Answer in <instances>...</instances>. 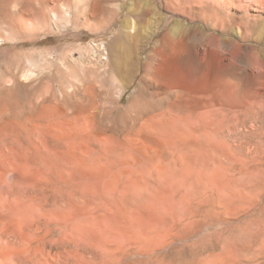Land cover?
Segmentation results:
<instances>
[{"label":"bare ground","instance_id":"1","mask_svg":"<svg viewBox=\"0 0 264 264\" xmlns=\"http://www.w3.org/2000/svg\"><path fill=\"white\" fill-rule=\"evenodd\" d=\"M5 1L0 42L14 39ZM156 3L139 0L134 21L123 18L103 52L80 61L84 105L60 69L21 102L2 80L0 211L17 223L14 264H264L260 89L246 56L229 52L234 42L206 33H229L234 9L247 19L264 0ZM162 7L183 18L162 17L150 36L151 9ZM33 64L11 88L33 83ZM74 102L72 121L63 107Z\"/></svg>","mask_w":264,"mask_h":264},{"label":"rangeland","instance_id":"2","mask_svg":"<svg viewBox=\"0 0 264 264\" xmlns=\"http://www.w3.org/2000/svg\"><path fill=\"white\" fill-rule=\"evenodd\" d=\"M95 1L96 0H6L7 14L4 22V25H6L5 30L9 27V29L14 28L12 29L13 31L15 29L18 31H15L16 35L12 30L10 31L12 35H14L13 40L10 38L11 33L6 32V35L1 33V36L3 35L2 37H4L5 40L0 42V93H3V88H1L3 81H7L9 85L7 90L8 96L10 97V95H12L13 98L15 96L17 102L35 98L32 93L36 91L34 89H37L41 79L46 75L56 74L57 69H60L64 77L62 79L64 88L66 87V90L70 88L68 91L70 94H73L74 90L75 92L80 90L79 92L82 94L77 92L79 94L78 100L80 99V103L82 102L81 104L84 105V97L82 96L84 95V83L87 85V78L84 77V65H81V63L84 64L83 61H89L99 56L104 46L112 41L123 18L130 16L134 21V16L129 15V11L139 9V0H100V9L94 12L93 5ZM144 1L152 4L156 3V0ZM162 2H160L161 6L163 4ZM164 9L163 7L156 9V11L151 9V14L148 18L149 23L146 26L148 27L147 30L150 36L154 30L163 32L164 28L159 27L162 17L177 19H181L182 17L179 13L172 14L169 10L167 11V9ZM66 12H68V16H66ZM119 12L120 14L118 15ZM233 14L235 15V20L229 33L223 32L224 30L222 31L221 28L213 29L212 27H208L206 33L208 35H215L217 38L225 37L233 41L235 45L228 49L229 52L239 53L242 54L243 57H247H245L246 64L244 66L248 74L253 76L251 81L252 85L258 84L260 89L259 95L263 101L264 114V9L253 6L247 13L248 18L243 20L242 17L244 16V12L234 9ZM57 15L58 18H55ZM115 17L116 21L113 20ZM110 23L113 24L111 25ZM31 24L32 26H30ZM199 24L200 23L195 22L191 25L198 26ZM17 25L18 27L20 25L22 26L21 28H17ZM21 29H26V32L23 31L22 33ZM144 30L145 29H143V31ZM144 33L146 34L145 31ZM18 34L22 35V37L17 38ZM16 39L18 41H16ZM224 49L227 48L220 47L217 49V52L226 54L228 50ZM150 50L152 49L150 48L149 51ZM101 52H103V50ZM29 60L36 64V67L35 64H33L35 70H33V72L36 74V79L34 78L35 80H33L40 81H36L37 85L33 84L34 81L32 83V80L24 81V83L22 81L24 85V88L22 87L24 90L22 91L21 87L18 85H14L16 88L14 86V88H11L10 85L14 84L15 78L19 76L20 70L22 69L23 71L24 68H30ZM62 62L67 66V68L65 67L66 70L63 68V65H61ZM100 79L101 77H96L93 83L101 89L102 82ZM10 80L13 81L10 82ZM52 81L53 86L58 88L59 82L56 80L54 81V78ZM32 84L33 86L31 87ZM72 88H74L73 91L71 90ZM133 92L134 87L125 95L123 103L128 101ZM79 96L81 97L79 98ZM54 102H50L49 104L51 106L54 105L52 107L61 105ZM64 106L63 108L67 113L68 120L74 121V112L76 110L75 102ZM248 126L251 125L248 124ZM2 205L3 204L0 205V208H3ZM0 210L2 211V209ZM1 211L0 253L7 257L5 264H14L17 255L11 252L12 249L8 248H15L18 244L16 232H14V230H17V223L14 218L5 213L2 214L3 212L1 213ZM13 220H15V222ZM3 229L4 231H2ZM17 261L18 263L15 262V264H21L18 259Z\"/></svg>","mask_w":264,"mask_h":264}]
</instances>
